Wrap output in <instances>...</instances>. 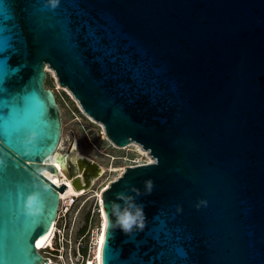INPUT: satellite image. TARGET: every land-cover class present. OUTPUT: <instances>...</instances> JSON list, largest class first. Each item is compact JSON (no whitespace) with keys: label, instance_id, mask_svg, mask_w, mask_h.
<instances>
[{"label":"water","instance_id":"water-1","mask_svg":"<svg viewBox=\"0 0 264 264\" xmlns=\"http://www.w3.org/2000/svg\"><path fill=\"white\" fill-rule=\"evenodd\" d=\"M46 67L152 158L102 191L101 264H264V0H0V264H42L41 170L77 168Z\"/></svg>","mask_w":264,"mask_h":264},{"label":"rangeland","instance_id":"rangeland-1","mask_svg":"<svg viewBox=\"0 0 264 264\" xmlns=\"http://www.w3.org/2000/svg\"><path fill=\"white\" fill-rule=\"evenodd\" d=\"M53 75V71L48 72L44 84L47 88L53 90L56 102L60 108L62 122L60 138H63L61 151L68 148L73 137H75L77 140V155L84 156V158L87 157L105 170L91 185L92 190L90 189V193L100 189V186L106 184V182L116 179L125 166L135 162H148L147 160L151 156L146 151L145 154L140 153L139 149H137L140 148L138 144L133 143L132 145L128 144L125 147H119L110 143L105 136L103 125L84 113L77 100L66 87H57V80ZM90 171H92L91 167L89 168ZM85 219L86 210L83 207L78 214L75 227L82 225Z\"/></svg>","mask_w":264,"mask_h":264},{"label":"built area","instance_id":"built-area-1","mask_svg":"<svg viewBox=\"0 0 264 264\" xmlns=\"http://www.w3.org/2000/svg\"><path fill=\"white\" fill-rule=\"evenodd\" d=\"M48 159L50 157L46 158L45 162L51 163ZM142 163L135 162L129 165ZM44 169L41 170L42 174ZM48 179L53 182L50 178ZM104 186L105 184L101 185L100 190L103 191ZM83 187H85L83 182L80 185H74L75 192L65 198H62L59 193V204L51 233L43 247H37L43 257L42 264H85V261L93 256V236L97 233L101 219L102 191L100 196L93 195L95 191L90 193L88 189L84 191ZM83 207L86 210L85 222L75 227L78 214Z\"/></svg>","mask_w":264,"mask_h":264},{"label":"bare ground","instance_id":"bare-ground-1","mask_svg":"<svg viewBox=\"0 0 264 264\" xmlns=\"http://www.w3.org/2000/svg\"><path fill=\"white\" fill-rule=\"evenodd\" d=\"M46 70L48 72H52L51 69H49L48 67H46ZM55 77V75H53ZM57 83V87H61L63 88V86L59 85L58 81H56ZM53 91V90H52ZM85 113V112H84ZM86 114V113H85ZM88 115V114H86ZM90 117V116H89ZM60 144H59V147L57 148V152H64L68 149H70V153H69V156H70V159L71 161L76 165V171L75 173H73L72 175L68 174L64 171L63 167H61L59 165L58 162H56L55 160V155L56 154H52L50 156V159H48L49 161H51V163H54L55 167L57 170L55 171H49L47 169H44L43 173L46 177L50 178L54 183H57V184H64V189L59 191L60 193V196L62 198H65L67 195H70L72 193L75 192V188H74V184L72 183V177L73 175H78L80 176L79 179H81V181H83V184H85V187H83V190L86 191L87 189L90 190L91 189V185L94 184L95 180L105 171L104 168H102L100 165L97 164V166L95 167V174L94 176L92 177L91 181H87L88 179V168L87 166H89L90 163H93V161H91L90 159H88L87 157L84 158V156H80V155H77V152H76V147H77V140L75 137H73V140L72 142L70 143V145L68 146V148L64 149V151H61V147L63 146V138H60ZM133 143L129 144V145H132ZM137 144V143H136ZM116 146V145H114ZM139 146V145H138ZM140 147V146H139ZM139 149V152L140 153H143L145 154V150L142 149L141 147L140 148H137ZM148 155V154H147ZM82 159H84L85 161H82ZM148 162H151L152 159L149 158L147 160ZM115 170V169H113ZM79 183V181H78ZM109 182H106L105 186L102 188V189H105L107 186H108ZM95 191V195H101V191L100 189H97V190H94ZM92 191V192H94ZM53 224V222H52ZM106 226H107V219H106V216H105V213H104V210H103V207L101 209V219H100V222L98 224V230H97V233L94 234L93 238H94V248H93V256L89 257L87 261H85L86 263L85 264H101V251H102V246H103V243L101 242V237L105 236V231H106ZM52 227L53 225L50 226L49 230L46 232V234L44 235V237L40 240V242L36 245V248L37 247H43L44 243L47 241L50 233H51V230H52ZM104 241V239H103ZM99 254V259L97 258Z\"/></svg>","mask_w":264,"mask_h":264},{"label":"clouds","instance_id":"clouds-1","mask_svg":"<svg viewBox=\"0 0 264 264\" xmlns=\"http://www.w3.org/2000/svg\"><path fill=\"white\" fill-rule=\"evenodd\" d=\"M135 222V218L131 215L125 213L118 217V223L125 229H129L132 224Z\"/></svg>","mask_w":264,"mask_h":264},{"label":"snow or ice","instance_id":"snow-or-ice-1","mask_svg":"<svg viewBox=\"0 0 264 264\" xmlns=\"http://www.w3.org/2000/svg\"><path fill=\"white\" fill-rule=\"evenodd\" d=\"M103 236L101 237V242L103 243ZM97 258L99 259L100 257H99V254H98V256H97Z\"/></svg>","mask_w":264,"mask_h":264}]
</instances>
